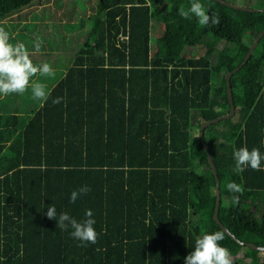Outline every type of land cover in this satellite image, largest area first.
<instances>
[{
  "label": "trees",
  "instance_id": "16d2710c",
  "mask_svg": "<svg viewBox=\"0 0 264 264\" xmlns=\"http://www.w3.org/2000/svg\"><path fill=\"white\" fill-rule=\"evenodd\" d=\"M32 1L0 0V27L7 30L19 13L12 43L24 42L29 14L20 16ZM191 2L99 0L84 43L72 63L61 66L48 100L20 131L10 124L15 113L4 114L0 264H184L196 239L223 231L213 220L215 178L199 127L229 111L225 75L264 28V13L199 0L220 18L203 26L194 15L179 14ZM154 19L163 32L151 53ZM196 46L202 55H184ZM230 85L234 115L203 134L220 180L218 217L237 239L263 245L264 34ZM241 147L259 149L260 170L233 171V151ZM230 181L242 193L227 191ZM84 186L90 190L70 202L72 191ZM53 205L57 219L67 212L78 222L90 209L96 243L57 227L44 215ZM224 233L219 243L233 264H264L258 251Z\"/></svg>",
  "mask_w": 264,
  "mask_h": 264
},
{
  "label": "clouds",
  "instance_id": "9594fccd",
  "mask_svg": "<svg viewBox=\"0 0 264 264\" xmlns=\"http://www.w3.org/2000/svg\"><path fill=\"white\" fill-rule=\"evenodd\" d=\"M183 18H189L190 14L198 18L199 24L215 26L220 23L218 15H209L203 4L199 0H192L187 10L181 9L179 13ZM42 41L37 39L34 44L36 52L40 51ZM39 74L41 77L52 78L55 73L48 63L36 65L31 59V54L22 42H10V35L4 27H0V94L7 96L12 93L24 94L31 88V97L41 102V106L45 103L50 91L47 85L39 80H33ZM62 98L57 97L53 103H59ZM236 173H242L245 167H251L253 170H260L262 156L257 148L251 151L246 147H241L233 151ZM226 190L231 193H242L241 186L235 182H228L225 186ZM90 189L87 186L74 190L70 196V202H75L79 195L86 194ZM239 197L233 196V202L238 203ZM44 215L56 221V226L68 230L71 228V236L78 241L95 244L97 241V233L93 225L95 220L92 218V211H85V219L77 221L67 212L57 213L55 206H50ZM225 238L223 231L214 233H205L195 241L194 250L184 258V264H233L230 252L227 248L220 245V241Z\"/></svg>",
  "mask_w": 264,
  "mask_h": 264
},
{
  "label": "rangeland",
  "instance_id": "374dc122",
  "mask_svg": "<svg viewBox=\"0 0 264 264\" xmlns=\"http://www.w3.org/2000/svg\"><path fill=\"white\" fill-rule=\"evenodd\" d=\"M234 5H240L247 8H260L263 0H226ZM44 3V4H43ZM59 4V5H58ZM99 4V0H54V5L50 2L46 3V0H33L29 5V12H25L27 9H22V16L28 13L29 19L25 21V26L21 29V35L27 48H32L37 39L42 41L43 47L39 52L30 53L31 59L38 60L41 63L56 62L55 78L61 76V66L66 64L70 65L76 54L78 48L82 46L87 36V32L92 27V16L96 7ZM43 5V6H42ZM58 5V6H57ZM28 8V9H29ZM167 6L164 11H168ZM19 13L14 15L16 18ZM15 18H9L6 24V29L9 35H17L13 30L17 29L14 26ZM32 18V20L30 19ZM21 22L25 19H20ZM15 22V23H14ZM20 22V23H21ZM46 24V25H45ZM163 32V24L152 20L150 28V46L151 53L156 49V41L161 38ZM10 38V42H11ZM23 42V43H24ZM221 46V45H218ZM203 48L201 46L186 48L183 51L184 55L200 56L203 54ZM51 53L48 57H44L43 53ZM62 53V58H58L57 54ZM66 62V64H65ZM37 80L40 82H47L45 77L37 75ZM47 90H49L50 84L46 83ZM37 101V100H36ZM264 245V241H263ZM242 252H239L237 256H241ZM258 258L264 259V253L259 252ZM247 260V259H246Z\"/></svg>",
  "mask_w": 264,
  "mask_h": 264
},
{
  "label": "water",
  "instance_id": "95a60500",
  "mask_svg": "<svg viewBox=\"0 0 264 264\" xmlns=\"http://www.w3.org/2000/svg\"><path fill=\"white\" fill-rule=\"evenodd\" d=\"M215 1H218V2L226 5L227 7L232 8V9L249 11V12L261 11L264 13V8H254V9L253 8H247V7L240 6V5H234V4H232L226 0H215ZM263 34H264V28L258 33V35L255 37V39L253 40V42L249 46V49L246 52V54L244 55V58L241 61V63L237 67H235L233 70L226 73V75H225L226 93H227V98H228V103H229V111L223 115H220V116L215 117L213 119H209V120L202 122L200 124L199 134H198L199 138L202 142L203 148L207 154V159H208L209 165L211 167V171H212L214 178H215L216 198H215V206H214V212H213V220L216 221V223H218L220 225V227L222 228V230L224 232H226L232 239L236 240L240 245L247 246L250 249L256 250V251L261 252V253H264V245H257V244L252 243V242L241 241V240L237 239L236 236L220 221V219L218 217L219 206H220V201H221V192H220V187H219L220 180H219V177L217 175L216 168H215V165L213 163L212 157L209 153L208 146L204 140L203 134H204V129L206 127L210 126L211 124L217 123L221 120L229 119L230 117H232L234 115L235 106H234L233 96H232V91H231L230 77L232 74H234L237 70H239L248 61L253 49L258 44V42H259L260 38L263 36Z\"/></svg>",
  "mask_w": 264,
  "mask_h": 264
},
{
  "label": "crops",
  "instance_id": "0c3cea01",
  "mask_svg": "<svg viewBox=\"0 0 264 264\" xmlns=\"http://www.w3.org/2000/svg\"><path fill=\"white\" fill-rule=\"evenodd\" d=\"M57 56L62 58V53H58ZM32 60L34 61V64L36 62L41 64V62H39L38 60L35 59ZM51 67L55 73L56 68L53 66ZM45 79L48 80L47 82H45V84L46 83L50 84L49 87L50 89L55 83L54 81L56 79L55 75L52 78H45ZM33 80H37V76L33 77ZM40 103H41L40 101L38 100L36 101L31 97V88H29L28 91H26L24 94L12 93L7 96L0 94V123H3L4 114L15 113L16 118L18 119L15 120L14 122H11L10 124H13L12 126L15 127L17 131H20L21 128H23L25 121H27V119L33 114V112H35V110L38 108ZM1 129H3L2 126H0V130ZM2 136L3 135L0 133V138H2Z\"/></svg>",
  "mask_w": 264,
  "mask_h": 264
},
{
  "label": "built area",
  "instance_id": "2783aa9c",
  "mask_svg": "<svg viewBox=\"0 0 264 264\" xmlns=\"http://www.w3.org/2000/svg\"><path fill=\"white\" fill-rule=\"evenodd\" d=\"M126 37V36H125Z\"/></svg>",
  "mask_w": 264,
  "mask_h": 264
}]
</instances>
